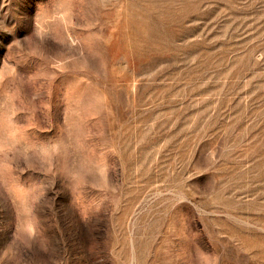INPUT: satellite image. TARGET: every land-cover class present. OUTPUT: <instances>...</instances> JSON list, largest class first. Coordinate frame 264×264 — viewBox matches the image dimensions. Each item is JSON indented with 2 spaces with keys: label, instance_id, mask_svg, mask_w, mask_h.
Listing matches in <instances>:
<instances>
[{
  "label": "rangeland",
  "instance_id": "374dc122",
  "mask_svg": "<svg viewBox=\"0 0 264 264\" xmlns=\"http://www.w3.org/2000/svg\"><path fill=\"white\" fill-rule=\"evenodd\" d=\"M0 264H264V0H0Z\"/></svg>",
  "mask_w": 264,
  "mask_h": 264
}]
</instances>
